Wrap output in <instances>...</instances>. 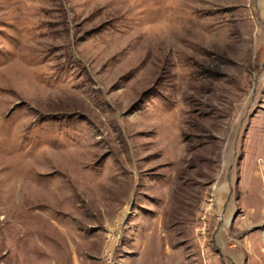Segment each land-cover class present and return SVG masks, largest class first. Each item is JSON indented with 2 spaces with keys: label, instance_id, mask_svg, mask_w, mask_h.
Here are the masks:
<instances>
[{
  "label": "rangeland",
  "instance_id": "rangeland-1",
  "mask_svg": "<svg viewBox=\"0 0 264 264\" xmlns=\"http://www.w3.org/2000/svg\"><path fill=\"white\" fill-rule=\"evenodd\" d=\"M0 264H264V0H0Z\"/></svg>",
  "mask_w": 264,
  "mask_h": 264
}]
</instances>
